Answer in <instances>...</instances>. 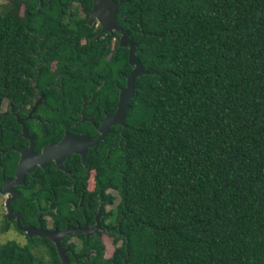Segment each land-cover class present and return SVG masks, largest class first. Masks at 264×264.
Returning a JSON list of instances; mask_svg holds the SVG:
<instances>
[{
    "label": "trees",
    "instance_id": "trees-1",
    "mask_svg": "<svg viewBox=\"0 0 264 264\" xmlns=\"http://www.w3.org/2000/svg\"><path fill=\"white\" fill-rule=\"evenodd\" d=\"M90 6L0 0V188L16 165L14 147L27 143L16 116L34 95H43L35 113L44 119L25 122L37 147L63 123L89 126L79 120L83 101L95 120L115 108L132 65L117 31L93 37ZM115 20L146 72L134 79L125 126L111 125L87 151L93 190L70 153L74 180L36 167L16 185L12 209L35 223L37 207L50 205L60 228L74 224L78 201L89 217L98 200L110 205V254L89 236L84 246L95 252H67L70 264H264V0H125ZM8 224L0 220V230ZM58 259L46 237L0 242V264Z\"/></svg>",
    "mask_w": 264,
    "mask_h": 264
},
{
    "label": "water",
    "instance_id": "water-1",
    "mask_svg": "<svg viewBox=\"0 0 264 264\" xmlns=\"http://www.w3.org/2000/svg\"><path fill=\"white\" fill-rule=\"evenodd\" d=\"M125 0H91V6L88 9L87 24L92 25L93 23L98 24L99 28L94 33L93 37L103 32L111 33L113 30L117 31L118 43L123 46H127V60L131 69L125 74V81L123 85L118 86L117 100L115 108L111 112H107L103 115L97 126L98 134L94 137H90L88 133H74L71 130L65 129L62 137L56 141H50L40 147L39 152L31 150L33 134L28 133L27 128L24 124V117L16 116V121L21 125L20 135L28 138L29 143L26 147L17 148L18 158L16 165L13 170V175L4 177L2 179L0 192L8 194L4 200V207L6 210V217L8 219L14 218L15 226L17 229L25 231L28 237L36 235L38 237H48L55 246V249L59 256V264H69L68 256L65 251L69 246H62L60 243L61 238L68 232H75L85 227H71L66 226L61 230L56 229H45L40 224L37 226L33 225H22L20 223V213L18 211H12L10 202L18 195V191L14 189V185L23 183L25 173L31 172L36 165L42 168L48 163L49 160L53 159L55 162V168L65 169L62 159L65 155L73 151L80 155L81 161L85 164L86 150L89 146H92L99 139L103 138L104 135L109 131L110 126L113 124H119L123 128L125 126L124 117L129 109V100L133 96L134 79L137 75L146 72L142 68L141 62L135 55V41L129 36L128 31L122 28L119 23L115 20V13L117 7ZM40 102L38 98L31 110H33L37 103ZM88 101H83L81 105L79 120L88 119L92 121L90 117H84L83 107ZM30 116V111L26 117ZM66 170V169H65ZM98 213L96 214V220Z\"/></svg>",
    "mask_w": 264,
    "mask_h": 264
},
{
    "label": "flooded vegetation",
    "instance_id": "flooded-vegetation-1",
    "mask_svg": "<svg viewBox=\"0 0 264 264\" xmlns=\"http://www.w3.org/2000/svg\"><path fill=\"white\" fill-rule=\"evenodd\" d=\"M119 86V85H118ZM117 86V87H118ZM39 91H40V89H37L36 90V92L37 93H39ZM40 99V102L39 103H37L36 104V106H35V108L33 109V110H31V108H32V106L34 105V103H35V101L37 100V99ZM42 99H43V95L40 93V94H37V95H34V97H33V99H32V103H30V104H27L26 105V111H25V113L23 114V115H21L20 117H24V124H25V126H26V128H27V131H28V133H32L33 134V140H32V147H31V150L32 151H34V152H39L40 150V147H42L44 144H46V143H48V142H50V141H56V140H59L61 137H62V135H63V133H64V131H65V129H68V130H71V131H73L74 133H88L89 134V136L90 137H94V136H96L97 134H98V130H97V126L99 125V123H100V120H101V118L103 117V115L105 114V113H107V111H105V110H103V112H102V114H101V116L98 118V120H95V118H96V116H97V112H95V113H92V114H89V115H84V107H83V115H84V117H91L93 120L92 121H90V120H88V119H84V120H87L88 122H89V126H87L86 128H83V129H80V130H75V129H73L72 127H70V126H68L66 123H63V126H62V131H61V133H60V135L57 137V138H55V139H48L47 141H45L44 143H42L39 147H37V146H35L34 145V141H35V139H36V132L34 131V130H30V128H29V125L25 122V120L26 119H31V118H34V119H36V120H39L40 122H42L43 121V117H40L39 116V114L38 113H35V111H36V108H37V106L42 102ZM80 110H81V108H80ZM80 110H79V114H80ZM29 111H30V116L29 117H26V115L29 113ZM80 117H81V114H80ZM79 117V118H80ZM81 121V120H80ZM74 123H76V122H74ZM42 124V123H41ZM20 125V124H19ZM114 125V124H113ZM20 130H21V125H20ZM110 130V129H109ZM92 131H94V133L92 132ZM109 132V131H108ZM108 132L104 135V137L103 138H101V139H99V140H103L107 135H108ZM19 134H20V131H19ZM21 136H23V135H21ZM25 139H27V143L24 145V146H21V147H26L27 145H28V143H29V140H28V138H26L25 136H23ZM97 143V142H96ZM96 143H94L93 145H95ZM92 145V146H93ZM92 146H89L88 148H87V150H86V155H87V151H88V149L90 148V147H92ZM21 147H17V148H21ZM37 147V148H36ZM106 147H107V145H106ZM108 148V147H107ZM106 148V149H107ZM70 153H73V154H75V155H77V157H78V160H79V162L83 165V167H84V169H86L87 171H85L86 173H88L89 174V178H87V181H86V186H85V188L86 189H88V190H93V182L91 181L92 179H91V171L92 170H89V172H88V168H87V164H86V160H85V164L81 161V158H80V155L78 154V153H75V152H73V151H70V152H68L66 155H65V157L62 159V163H63V165H64V167H65V169H60V168H57V169H60V170H62V171H65V172H67L68 174H70L71 175V177H72V180H74L75 179V176H73V174H72V168H69V167H67L66 166V164H65V158H66V156L68 155V154H70ZM19 154V153H18ZM85 159H86V156H85ZM48 165H53V167L55 168V162H54V160L53 159H51V160H49L48 161V163L45 165V167L46 166H48ZM36 167H40V168H42L41 166H39V165H36L35 167H34V169L31 171V172H29V173H25V175L26 174H31L35 169H36ZM44 167V168H45ZM13 175V172H12V174L10 175V176H12ZM24 175V176H25ZM8 177V176H7ZM91 179V180H90ZM23 181H24V179H23ZM22 184V183H21ZM16 185H19V184H16ZM16 185H14V189L15 190H17L16 189ZM18 191V190H17ZM0 194H2V195H5L4 197H3V209H4V211H3V214H2V216H1V219L0 220H2V219H4V220H6L7 222H9V224H8V228L10 227V225H13V227H15L16 228V226H15V220H14V218H11V219H8L7 217H6V210H5V207H4V200H5V198L7 197V195L8 194H3V193H1L0 192ZM18 194H19V192H18ZM18 196V195H17ZM16 196V197H17ZM15 197V198H16ZM71 203H72V201H71ZM10 205H11V202H10ZM77 205V208H76V210H78L76 213H74L73 214V217H72V219H71V222H74V224L73 225H71V224H69L68 222H66V224L63 226V227H56V226H54V220L52 219V216L49 214V213H47L46 211H45V208H47V207H50V205H48V206H46L45 208H41L40 206H38L37 207V211H36V213H35V223H31V222H29V223H22L21 222V214H20V218H19V220H20V223L22 224V225H33V226H37L38 224H40L41 226H42V228H45V229H56V230H61V229H63V228H65L66 226H71V227H85V229H80V230H78V231H75V232H68V233H66V235H64L62 238H61V240H60V243H61V245L62 246H69V248H67V250L65 251V254H66V256H68V254H67V252H70V254L73 256V257H75V256H85V257H87L90 253H94L95 252V249L93 248V247H91V246H88V247H85L84 246V238L85 237H89V236H94L96 239H99L102 243H103V237L106 235V236H109L110 238H111V236H110V234H108V222H109V220H108V217L106 216V212L108 211V208H109V206L110 205H108V204H106V203H102L100 200H98V203L96 204V209H95V211L91 214V216L89 217L88 215H87V213L85 212V204H82L80 201H78V203L76 204ZM74 206V203H72V207ZM11 209H12V207H11ZM53 209H54V207H53ZM12 211H18V210H13L12 209ZM19 212V211H18ZM20 213V212H19ZM98 213V217H97V220H96V214ZM42 214V215H41ZM40 215H41V217L43 218V221H42V218L40 217ZM8 228L7 229H5V230H1L2 232H4V231H6V230H8ZM17 229V228H16ZM20 233H23V234H25L26 235V233H25V231H23V230H20V229H17ZM27 236V235H26ZM33 236H36V235H33ZM32 237V236H31ZM44 237H46V236H43L42 238H44ZM27 238H30V237H28L27 236ZM46 238H48V237H46ZM49 239V238H48ZM50 240V239H49ZM51 241V240H50ZM63 242V243H62ZM112 242V241H111ZM71 244L72 245H74V248L75 249H82L78 254H75L74 252H73V250H72V248H71ZM104 244V243H103ZM113 244V243H112ZM55 247V246H54ZM57 252V251H56ZM105 254V253H104ZM57 255H58V253H57ZM59 257V256H58ZM60 259V258H59ZM59 259H58V261H59ZM68 259H69V257H68ZM67 259V260H68ZM68 262H69V260H68ZM59 263H60V261H59ZM69 264H70V262H69Z\"/></svg>",
    "mask_w": 264,
    "mask_h": 264
},
{
    "label": "rangeland",
    "instance_id": "rangeland-1",
    "mask_svg": "<svg viewBox=\"0 0 264 264\" xmlns=\"http://www.w3.org/2000/svg\"><path fill=\"white\" fill-rule=\"evenodd\" d=\"M2 108H5V102L2 103ZM5 195L0 194V219L3 214V197ZM8 239L15 240L19 243H26L27 242V236L23 233H20L13 225H10L8 230L2 232L0 230V242L6 241ZM103 243H104V249H105V255L108 256L113 249V244L111 242V238L109 236L103 237Z\"/></svg>",
    "mask_w": 264,
    "mask_h": 264
}]
</instances>
